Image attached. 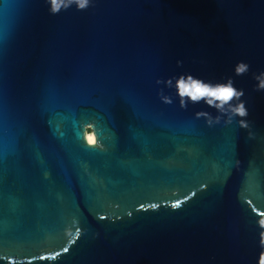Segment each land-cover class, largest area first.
Segmentation results:
<instances>
[{"label":"water","instance_id":"95a60500","mask_svg":"<svg viewBox=\"0 0 264 264\" xmlns=\"http://www.w3.org/2000/svg\"><path fill=\"white\" fill-rule=\"evenodd\" d=\"M261 72L264 0H0V264H261ZM182 73L231 77L250 127L181 108Z\"/></svg>","mask_w":264,"mask_h":264},{"label":"clouds","instance_id":"9594fccd","mask_svg":"<svg viewBox=\"0 0 264 264\" xmlns=\"http://www.w3.org/2000/svg\"><path fill=\"white\" fill-rule=\"evenodd\" d=\"M49 11L51 14H59L62 10H67L73 5L77 10L83 11L89 8L91 0H47ZM181 65V61H177ZM235 75L243 76L249 72V65L244 62H238L234 68ZM257 81L256 90L264 91V72L254 76ZM157 84H164L169 89H174L175 95L179 98V105L186 109L188 104H199L203 102L209 108L215 109L217 115L213 116L207 111H197L195 117L203 118L206 124L211 127L220 124H231L235 118H239L237 123L239 127L248 129L250 123L247 119L249 116L248 108L242 97L245 95L243 89H238L234 85L231 77L224 81L212 82L206 81L191 73H182L178 76L170 77L167 80H157ZM160 99L165 104L173 103L171 95L164 94L163 89L160 90ZM251 133L249 136L251 138ZM88 143L95 145L97 141L89 136ZM261 227H264V221H261ZM260 243L264 245V233H261ZM264 261V255L261 262Z\"/></svg>","mask_w":264,"mask_h":264},{"label":"bare ground","instance_id":"6f19581e","mask_svg":"<svg viewBox=\"0 0 264 264\" xmlns=\"http://www.w3.org/2000/svg\"><path fill=\"white\" fill-rule=\"evenodd\" d=\"M85 135H86V138H87V139H88L89 136L93 137V135H92L91 132H86Z\"/></svg>","mask_w":264,"mask_h":264},{"label":"snow or ice","instance_id":"6c2138e0","mask_svg":"<svg viewBox=\"0 0 264 264\" xmlns=\"http://www.w3.org/2000/svg\"><path fill=\"white\" fill-rule=\"evenodd\" d=\"M261 264H264V261H262Z\"/></svg>","mask_w":264,"mask_h":264}]
</instances>
